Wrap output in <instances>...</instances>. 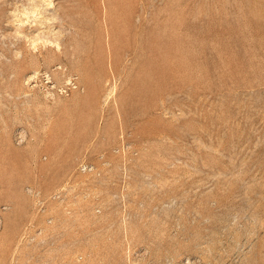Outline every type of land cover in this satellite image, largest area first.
I'll return each mask as SVG.
<instances>
[{
    "label": "rangeland",
    "instance_id": "1",
    "mask_svg": "<svg viewBox=\"0 0 264 264\" xmlns=\"http://www.w3.org/2000/svg\"><path fill=\"white\" fill-rule=\"evenodd\" d=\"M190 260L264 264V0H0V264Z\"/></svg>",
    "mask_w": 264,
    "mask_h": 264
},
{
    "label": "bare ground",
    "instance_id": "2",
    "mask_svg": "<svg viewBox=\"0 0 264 264\" xmlns=\"http://www.w3.org/2000/svg\"><path fill=\"white\" fill-rule=\"evenodd\" d=\"M50 3H51V2H50ZM22 140H23V139H22ZM188 263H189V264H199V262L194 261V260H193V261L190 260V261H188Z\"/></svg>",
    "mask_w": 264,
    "mask_h": 264
}]
</instances>
